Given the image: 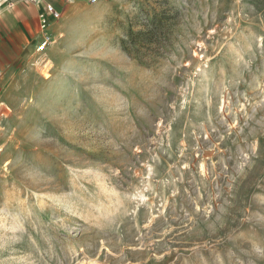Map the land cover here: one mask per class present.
Instances as JSON below:
<instances>
[{"label": "rangeland", "instance_id": "374dc122", "mask_svg": "<svg viewBox=\"0 0 264 264\" xmlns=\"http://www.w3.org/2000/svg\"><path fill=\"white\" fill-rule=\"evenodd\" d=\"M47 3L0 83V264H264V0Z\"/></svg>", "mask_w": 264, "mask_h": 264}, {"label": "crops", "instance_id": "0c3cea01", "mask_svg": "<svg viewBox=\"0 0 264 264\" xmlns=\"http://www.w3.org/2000/svg\"><path fill=\"white\" fill-rule=\"evenodd\" d=\"M33 5L22 6L18 4L14 8L4 9L3 15L0 13V83L10 67L9 60L18 57L16 43L19 42L24 51L29 45L30 40L28 38L31 34H38L40 39L37 23L39 8Z\"/></svg>", "mask_w": 264, "mask_h": 264}, {"label": "built area", "instance_id": "2783aa9c", "mask_svg": "<svg viewBox=\"0 0 264 264\" xmlns=\"http://www.w3.org/2000/svg\"><path fill=\"white\" fill-rule=\"evenodd\" d=\"M88 4H99L107 2L108 0H86ZM23 2L33 3L37 5L40 0H0V13L6 8H14L16 5ZM61 13L56 6L47 3L45 4V11L39 16L40 31L43 33L41 36V44L36 48L37 53H42L53 42L52 36L49 33L50 26L53 22L58 21Z\"/></svg>", "mask_w": 264, "mask_h": 264}]
</instances>
